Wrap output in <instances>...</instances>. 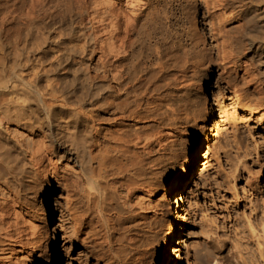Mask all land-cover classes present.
I'll return each mask as SVG.
<instances>
[{
    "label": "bare ground",
    "instance_id": "bare-ground-1",
    "mask_svg": "<svg viewBox=\"0 0 264 264\" xmlns=\"http://www.w3.org/2000/svg\"><path fill=\"white\" fill-rule=\"evenodd\" d=\"M61 2L0 0V264H61L62 251L81 242L108 248L95 264H174L185 257L202 264L207 243L184 238L183 250L175 242L187 225L184 202L197 171L196 147L202 145L203 164L223 147L216 139L218 94L210 72L195 85L202 92L201 122L174 161L161 170L155 164L158 175L148 179L147 157L137 150L126 154L131 145L145 155L154 145L166 148L174 134L171 124L147 133L141 107L158 98L151 85L170 67L165 58L179 57L168 38L182 13L160 0H71L68 8ZM211 4L232 19L223 32L225 53L264 93V0ZM243 108L264 122L260 100ZM111 109L110 117L99 114ZM106 122L112 129L103 134ZM234 165L237 170L244 160ZM125 169L129 175L120 180ZM55 181L66 185L64 208L55 194L50 202ZM138 191L153 208L163 206L162 197L171 206V221L155 243L131 229L117 236L112 199L117 194L128 207Z\"/></svg>",
    "mask_w": 264,
    "mask_h": 264
},
{
    "label": "rangeland",
    "instance_id": "rangeland-1",
    "mask_svg": "<svg viewBox=\"0 0 264 264\" xmlns=\"http://www.w3.org/2000/svg\"><path fill=\"white\" fill-rule=\"evenodd\" d=\"M160 1L166 7L173 3L182 13L177 27L168 38L169 45L174 43L179 49L176 52L179 57L165 58L170 67L154 77L151 85L156 87L158 98L143 102L141 109L147 115L144 119L147 133L154 132L158 126L171 124L175 127L174 134L170 136L166 148L154 145L152 152L145 155L142 147L131 145L126 154L132 156L137 150L141 154L139 156L147 157L143 168L147 170L144 176L148 179H155L158 169L174 161L175 153L183 146L181 143L189 139L201 122L197 107L202 92L195 85L200 82L199 75L208 70L218 94L215 118L219 131L216 139L223 147L217 153L213 150L205 164L201 162L202 155L199 153L202 145L196 147L197 171L184 202L188 211L187 225L182 231L181 243L175 244L184 250V238L188 237L207 243L210 253L202 264H264V171L259 173V169L264 168V122L258 120L257 112L246 114L243 108L251 100H260L264 106V93L254 80H245L246 74L240 72L238 63L235 65L225 53L223 32L232 19L216 14L211 0L208 6L206 0ZM71 3V0H62L59 5L68 8ZM194 22L196 26H193ZM171 46L169 54L175 50ZM176 76L180 79L175 80ZM230 94L233 99L228 97ZM130 98L135 97L131 94ZM111 112L112 109L109 112L99 110V114L105 117H110ZM111 125L108 122L103 125V134ZM234 132L244 149L237 148L233 140ZM240 159L244 160V166L235 170L234 162L239 163ZM128 175L129 171L125 169L118 174V178L122 180ZM51 186L50 202L52 194H55L64 208L65 183L55 181ZM44 194L43 190L38 192L36 202L41 203ZM144 194L138 191L128 207L122 204L119 195L113 197L117 207L113 212L119 210L118 214H114L120 228L117 236L131 229L138 238L149 237L155 243L164 234L165 225L171 221V206L168 199L162 197L163 206L153 208L146 204V199L142 201L139 197ZM45 206L48 207V203ZM154 243L150 245V251ZM103 249L108 250L106 246L100 245L96 249L81 242L66 253L62 251L61 264H95L97 253ZM170 252L173 255L174 251ZM190 263L188 257L181 263L174 261V264Z\"/></svg>",
    "mask_w": 264,
    "mask_h": 264
}]
</instances>
